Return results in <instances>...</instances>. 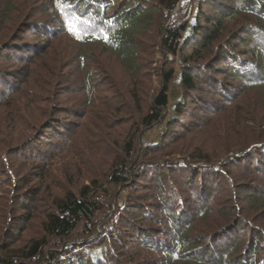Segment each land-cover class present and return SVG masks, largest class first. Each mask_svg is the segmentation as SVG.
<instances>
[{
	"label": "trees",
	"instance_id": "1",
	"mask_svg": "<svg viewBox=\"0 0 264 264\" xmlns=\"http://www.w3.org/2000/svg\"><path fill=\"white\" fill-rule=\"evenodd\" d=\"M21 1L0 3V23L15 22L10 27L17 33L0 47V108L22 137L0 151V221L6 224L0 225V264H264V229L245 215L221 213L212 225L197 227L217 199L208 191L212 174L211 183L222 176L227 185L232 213L242 211L239 198L250 208L264 205L258 113L248 105L247 114L237 109L234 121L244 127L238 131L246 128L242 117L255 130L215 163L197 149L185 158L173 149L190 128L211 127L246 93L264 99V0ZM112 60L121 77L108 68ZM13 61L23 69L4 65ZM34 68L37 90L29 91ZM53 91L59 98L73 94L72 105L45 107L44 94ZM29 105L40 120L22 116ZM90 109L102 117H87ZM85 128L105 134L96 149L109 157L103 175L85 176L83 166L94 167L72 150ZM32 150L41 160L33 159L37 181L30 186L16 176L12 157ZM63 153L62 164L78 160L80 166L67 168L80 172H67L66 188L55 182L63 190L53 194L49 167ZM237 171L248 186L234 181ZM241 224L244 245L230 238ZM29 228L37 230L27 238Z\"/></svg>",
	"mask_w": 264,
	"mask_h": 264
},
{
	"label": "rangeland",
	"instance_id": "2",
	"mask_svg": "<svg viewBox=\"0 0 264 264\" xmlns=\"http://www.w3.org/2000/svg\"><path fill=\"white\" fill-rule=\"evenodd\" d=\"M19 1H21V0H19ZM181 1H187V0H181ZM1 2H2V0H0V3ZM29 2H30L29 3V6H30V4L31 5L38 4L41 1L29 0ZM22 3H23V0L21 1V4ZM0 8H1V5H0ZM178 9H179V7L176 9L175 12H177ZM14 12L15 11L11 12L10 15H13ZM12 23L15 24V22H11V21L6 23V24L0 23V47L1 48H5L6 43H9L7 41L8 36L11 35L12 37L10 38V40H12L13 34H14V36H16V34H17L13 27L12 28L14 29L15 32L11 31L10 26L13 25ZM21 32L24 33V30H22ZM32 33L33 32H28L26 34L27 35L26 37H28L31 40L37 41L36 36H34ZM7 34H9V35L7 36ZM9 51H11V53H12V50H9ZM112 61H113L114 65H112L111 62H109L110 65H108V68L110 69V67H112V68L114 67L113 69H115L117 71V74L119 75L121 70L115 66L116 65L114 63L115 60H112ZM41 62L42 61H38L39 64ZM4 63H5L4 64L5 66L12 65L13 69L14 68L20 69V70H21V68L23 69L22 66L20 67V66L14 65V63H16L15 61H13L12 64H8L7 62H4ZM38 74H40L39 70L35 69V71L32 72V75L30 76L29 82L26 85L28 87L29 91H32L34 89L37 90L36 87L34 86V82L38 83V80H37ZM121 76H122V74L119 75V77H121ZM64 87H65V85H63V89H64ZM45 90H47V89L45 88ZM47 91L49 94H51L49 92V90H47ZM53 92H55V91H53ZM48 93L44 94V97L48 100V102L44 104L45 107H47L48 105H49V107H51L52 105H60V106L65 108V107L71 106L72 102L74 100L73 94H69V97L65 95L64 96L65 98H59L57 96L58 92L57 93L55 92L56 94L49 95V96H48ZM103 93H105V95L107 97H109L111 95V92H108V91H104ZM101 94H102V92H101ZM259 95L260 94H258V92L257 93L256 92L246 93V95L242 96L238 101H236V103L234 104L236 106H234V105L230 106L229 108L224 110L223 113L216 116L219 118L215 119L212 123V126L209 128H207V127L206 128H198V127L190 128V133L185 138H183L181 141H178V143H176V145L174 146L173 149L176 150L175 153L178 155L177 152L179 151V153L186 154L184 156V158H185V157L189 156L192 151L194 152L197 149L201 154L209 156V160L211 162H214V163H215L216 158H222V157H226L227 155L229 156L230 154H232L233 150H235L236 148L241 146V144L244 143V141H246V136L251 137V135H252L251 132H254V130H255V129L254 130L252 129V128H254L255 125H254V122H252L251 118H249V120H247V117H245V118L242 117V120L244 122V126L246 128L243 132L238 131L239 127L241 128V130H243L244 127L242 124H239V120L234 121L233 117H237V109L241 110V111H243V113L245 112L247 114V112L245 111V108L248 105V109H253L255 111V113H258V118H259L258 120H261V123L264 124V99H262ZM24 99L26 100L25 97H24ZM12 105H14V104H12ZM30 106L31 105L25 107V109L26 108H28V109H26L24 111V115H22V116L29 118V121H32V122L35 120H40L41 117L38 114H36V115H34V117H32L31 112L33 110H30ZM249 106H252L253 108L249 107ZM103 109L105 110V108H103ZM101 110H102V108H101ZM95 111H97V109H90L87 117H102V115H100L99 113L97 114V112H95ZM99 111L100 110H98V112ZM37 116H39V118ZM7 117H13V116L11 114L7 115V111L5 112L4 108H0V127L2 129L1 131H4L6 133V137L0 136V139H1V137L3 139V140H0V151H3V149H5L8 144H9V146L15 145V143L20 141V139L22 138L21 134L19 133L20 130H18L17 127H16V129H14L12 127L13 125L11 123H10L11 125L9 124V121L11 122V120ZM108 123H110V125H111L110 127H113L114 129L117 128V125H115L113 121H109ZM3 124L10 125V126L8 128H5V125L3 126ZM129 125H127V126H129ZM247 127L249 128L248 130H247ZM86 128L84 129L86 131H81L75 136L74 143L72 144V150L75 153L78 152V155L81 157V160H83L84 158H89L91 164L93 165L94 168L90 169V170H88V168L83 166V171L85 170V172H84L85 176H89L91 174L94 175L97 173L103 175L104 169H105L104 168L105 167V160H103V159L104 158L108 159L109 157H103L102 158L101 155L104 156L105 154L102 153L101 151L97 152L96 149H97V145L99 146L100 139H102V137H104L105 134L103 133L101 136L98 137V136H96V134L93 131H88ZM124 128H125V126H124ZM120 132H124V131H120ZM89 133H94L95 136H92ZM153 137H155V133L151 134L150 138H153ZM107 147H108L107 152L112 150L108 145H107ZM33 154H35V150L25 151L24 154H19V153L16 154L15 153V154H13V157H12V160H13L12 162L14 163V164L13 163L12 164L14 165V170L16 171V173H15L16 176L21 178L22 180H24L23 181L24 183H26L27 181H31L30 186L35 184L37 181V179L33 178L34 177L33 175L35 174V172H33V170H32V166L34 165L33 159L38 158L41 160L40 157L34 156ZM98 156L102 158V164L97 159ZM67 157L68 156H66V154L63 153L59 156V158L61 160H58L59 158L58 159L55 158L54 160L56 162L54 164H50L51 166L49 167V169L54 170L53 171L54 177H52V179H51V180H53V183H54V185H52L53 194H55V193L57 194V192H60L63 190V187H61V188L57 187L56 188L55 182L57 184L60 183L63 186L67 185L66 184L67 174L69 173L71 175L77 176L76 172L77 173L80 172L79 170H69L67 168V167H69V165L71 163H75L76 165H79L76 163V162H78V160L72 159V160H69L67 163L62 164V160H64ZM24 158H26L25 161L23 160ZM21 160L24 161L20 164L21 166L20 167L15 166V164L17 162H21ZM79 161H80V159H79ZM200 162L205 163L202 161H200ZM89 166H90V164H89ZM78 169H79V167H78ZM240 172L241 171L233 172L232 175L234 176L235 182H237L240 185L242 184L245 187V185H246L245 183H247L249 179L238 177L240 175ZM46 175H49V173ZM215 177H216V174L211 175V179L208 182V185H209L208 191L210 192V196H214L217 199H213V202H211L209 204L208 214H207L206 218L202 219L199 222V224L197 225V227L200 228V227H204L203 225H205V226H209L210 224L212 225L213 223H215L214 221L219 219L221 213H227L229 215V217H232V218L233 217L235 218V216L242 217L243 215H245L247 217L246 219L251 221L255 227H260V228L264 229V205L261 206L260 208H250L249 204L246 203V200L244 201L243 198H239V200L237 201V204H238V207L241 208L242 211L239 214L232 213L233 212V209L231 208L232 204H230L232 199L231 198L228 199L230 196H229V193H227V191H228L227 185L224 184V180L222 179V176H218L217 179H214V181H217V184L211 183L212 179ZM83 181L84 180L75 181L72 183V185L76 184V185L80 186V185H82ZM223 184H224V186H223ZM248 184H250V183H248ZM248 184L246 186H248ZM36 186H37V184H36ZM243 186H239V188L243 187ZM64 187L66 188V186H64ZM58 190H60V191H58ZM9 192H11V188H9ZM199 192H200V190H199ZM1 196H2V194L0 192V200H1ZM49 201L51 202V200H49ZM0 204H1V201H0ZM46 205H48V204H46ZM225 218L228 219L227 217H225ZM211 221H213V222L210 223ZM34 222L38 223V220H36ZM202 223H203V225H201ZM0 225L3 226V228L5 229V227H6L5 220L2 223L0 221ZM34 226L35 225L33 224V228H34ZM36 230L37 229L28 230L27 233H25L27 238H30L31 236H33L34 233L36 232ZM98 233H101V229H98ZM22 237H25V235H23ZM95 237H96V235H94L91 239H94ZM230 238L231 239L238 238V239H240V241L244 245L248 239L247 238V229L244 226V224L239 225L237 228V231L231 233ZM1 244H3L2 240L0 241V245ZM19 244H21L20 240L16 244L17 247L19 246Z\"/></svg>",
	"mask_w": 264,
	"mask_h": 264
}]
</instances>
